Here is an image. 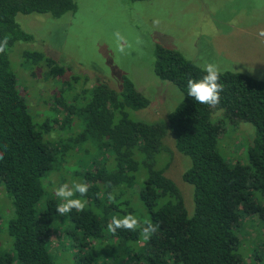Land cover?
<instances>
[{
    "label": "trees",
    "instance_id": "obj_1",
    "mask_svg": "<svg viewBox=\"0 0 264 264\" xmlns=\"http://www.w3.org/2000/svg\"><path fill=\"white\" fill-rule=\"evenodd\" d=\"M74 10L72 0H0V38L10 37L7 49L15 41L28 39L14 21L16 14L58 18ZM6 51L0 54V151L7 145L0 160V183L11 200L5 231L12 239L13 254L0 255V264H52L47 245L59 203L47 199L42 209L36 211V207L43 196L42 179L51 168L55 151L64 152L68 146L60 149L57 141L50 147L42 142L41 133L48 132L56 120L34 128L9 69ZM40 57L28 53L25 58L39 61ZM153 58L154 76L181 94L164 122L144 123L128 117L126 110L145 109L149 100L124 76L119 90L95 85L76 93L67 105L62 123L74 116L80 129L77 136H70L68 144L90 141L101 159L83 174L89 184L85 198L91 200L94 211L78 213L73 209L66 214V223L71 226L66 232L71 236L78 232L77 238L72 237L81 238L77 242L84 248L115 238L121 256L117 255L114 264H241V223L254 217L264 222V82L241 73L222 72L219 82L224 84V91L220 103L212 108L187 95L188 78L199 79L205 74L200 68L177 51L159 46ZM43 63L50 78L62 76L63 69L53 65L51 58ZM239 122L254 129L253 139L245 143L244 164L228 162L217 151L221 131ZM167 134L173 139L174 149L189 160L181 179L192 187L190 215L163 169L154 168V156L163 149L162 139ZM139 163L146 176L140 188L133 191L138 201L135 211L145 212L142 224L159 225L147 241L142 240L139 230L118 229L115 234L107 230L111 218L124 212L122 207L131 210L120 194L111 202L108 194L118 186L130 187Z\"/></svg>",
    "mask_w": 264,
    "mask_h": 264
},
{
    "label": "rangeland",
    "instance_id": "obj_2",
    "mask_svg": "<svg viewBox=\"0 0 264 264\" xmlns=\"http://www.w3.org/2000/svg\"><path fill=\"white\" fill-rule=\"evenodd\" d=\"M72 1L75 10L58 18L16 14L14 21L28 39L15 41L6 51L9 69L34 128L38 130L44 122L56 120L48 125V132L41 133L42 142L50 147L57 141L60 149L68 146L64 152L58 149L54 153L51 168L42 179L43 196L36 211L42 209L47 199L61 203L53 189L63 183L85 182V169L101 159L99 150L90 141L68 144L70 136H77L80 130H77L79 120L71 116L62 123V119L76 93L101 84L117 91L124 76L149 100L145 109L126 110L130 119L144 123L164 122L167 113L179 103V91L153 74V51L157 46L177 51L198 68L205 61L214 62L222 72L241 73L264 82V37L258 36L264 29V0ZM117 31L129 45L124 54L116 49L113 34ZM28 53L40 54L42 60L26 59ZM45 58H51L53 65L63 69L62 76L47 75ZM220 135L219 155L228 162L246 163L245 143L253 139V127L239 122L223 129ZM162 144L163 149L154 156V168L163 169L164 176L180 192L184 209L190 215L192 187L181 179L189 160L174 149L169 134ZM145 176L146 171L139 163L130 187L112 189L114 195L120 194L121 200L128 201L131 209L121 206L124 212L118 216L132 213L140 220L145 218V212L135 211L134 204L138 201L133 193ZM87 200L85 210H93L91 200ZM11 210V200L0 183V255L13 254L12 239L5 231ZM258 219L254 217L240 225L241 264H264V222ZM52 227L53 235L47 245L52 264H114L117 255L121 256L115 238L93 243L96 245L93 247H80L77 240L81 238L73 239L79 233L72 237L66 232L71 226L65 216L56 214ZM79 258L83 260L77 261Z\"/></svg>",
    "mask_w": 264,
    "mask_h": 264
},
{
    "label": "clouds",
    "instance_id": "obj_3",
    "mask_svg": "<svg viewBox=\"0 0 264 264\" xmlns=\"http://www.w3.org/2000/svg\"><path fill=\"white\" fill-rule=\"evenodd\" d=\"M113 35L115 37L117 51L124 54L126 47H129L126 38L119 31ZM258 36L264 37V29L258 32ZM9 39L10 37L8 35L0 38V54L5 53ZM200 69L205 74L199 79L188 78L186 85L187 95L199 104H205L215 108L220 103L221 93L224 91V84L219 82L222 70L217 63L207 61L200 65ZM3 149V151H0V160L4 159L5 153L7 152L6 144L3 146ZM88 190L89 184L84 181H74L71 185L69 183H63L59 187L54 188L53 191L56 197L61 200V203L56 207L57 214L66 216L73 209L78 213L83 212L88 205V200L85 199ZM108 200L110 202L115 200V195L112 192L108 194ZM158 228V224L151 222L142 224L140 219L132 213H128L122 217L114 216L107 224V230L112 234H115L118 229L128 231L139 230L140 236L144 241L151 239Z\"/></svg>",
    "mask_w": 264,
    "mask_h": 264
}]
</instances>
